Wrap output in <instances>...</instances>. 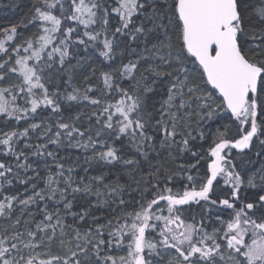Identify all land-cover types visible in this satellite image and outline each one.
I'll list each match as a JSON object with an SVG mask.
<instances>
[{
  "label": "snow or ice",
  "instance_id": "1",
  "mask_svg": "<svg viewBox=\"0 0 264 264\" xmlns=\"http://www.w3.org/2000/svg\"><path fill=\"white\" fill-rule=\"evenodd\" d=\"M115 2L116 6L109 9L105 6L107 0L105 4L100 0H68V7L65 8L63 0H40L33 8L30 20L38 25V31L30 38L21 37V43L12 46L15 56L9 53L5 41L0 40V52L6 54L5 58L0 59V84L7 85L0 86V116L18 123L35 119L41 106L50 107L54 113L60 112L58 91L50 94L45 83L51 81L56 86V79H63L62 73L73 67L67 58L71 56V38L76 27L71 26L70 22L83 25V35L94 42L100 34H92L87 29L97 23L107 26L108 16L116 14L119 26L114 28L113 40L116 34L127 36L133 42L141 38L143 51L135 62L123 64L122 69L114 71L131 77L143 61L147 65L144 71L154 79L148 81V76L140 73L143 83L138 80L129 91L114 84L115 76L103 73L108 94L116 90L120 93V99L115 104L103 107L102 112L93 113L101 128L81 130L75 123L80 119L77 115L67 122H57L55 132L51 125L44 124L41 138L46 137L47 143L59 145L63 135L70 144L75 139L76 145L85 149H95L100 144L106 150L94 152L93 159L108 164L122 161L133 168L139 161L124 159L120 149L109 146V141L114 144L121 141V137H126L145 160L148 158L146 146L152 147L154 143L176 146L179 151L187 152L192 157V161L180 165L177 171L162 176L161 169L155 168L148 173L153 178L146 181L150 186L151 199L141 196L143 203L138 202L131 213H125L122 217L124 223L119 224L115 231L108 232L110 245L119 247L125 237L129 240L128 257H120L121 264H264V167L255 175L248 176L246 173L242 176L228 159L230 151L225 152V149L233 148L241 152L255 150L256 141L259 149L255 155L264 157V0ZM54 9L59 14H54ZM3 31L7 33L8 40L17 34L16 26L4 28ZM113 40H103L99 54L105 60H112L115 56ZM75 43L85 45V40L78 38ZM22 52L28 55H22ZM54 64H58V67H54ZM9 74H18L21 83H9ZM162 77L167 80L168 86L167 99L161 104L155 100L153 85L157 81L162 82ZM36 89L39 90L40 99H29L37 95ZM88 91H91L90 85L82 97L79 90L74 89V94H67L64 99H82L91 105H100L101 101L89 97ZM9 92L24 93L22 98L26 105L30 104V108L18 105L16 94L8 100L5 94ZM193 116L199 118L198 124L200 121L209 124L226 121L216 129L212 141L214 146L208 149L211 163L207 164L203 173H200L198 166L204 155L189 146V139H195L191 131ZM154 125L155 131L149 135ZM41 126V123H30L23 131L12 130L0 134L3 155L11 156L16 161L13 166L7 159H0V217H10L14 203L24 206L21 208L23 212L36 203L37 198H46L43 192L34 191L33 195L20 199L16 195H5L3 188L5 183L12 185L10 177H17L20 170L31 168L27 154L15 145L22 138H29L30 131ZM233 127L235 133L229 135ZM198 135L203 139L205 133L200 130ZM177 136L180 137L179 141ZM24 148L34 149L33 156L46 154L54 157L52 151H47V144L25 143ZM22 157L24 163L20 162ZM57 167L61 169L59 175L63 176L64 165ZM192 170H195V175ZM68 171L70 173L72 169ZM92 179L102 181L103 176ZM174 179L182 182L175 192L173 187L168 186ZM21 182L26 184L28 180ZM64 183L65 186L61 188L49 176L47 198L59 199L67 209L72 207V202L68 200L69 191L73 194L93 192L89 184H76L73 187L71 176ZM217 189H221L220 194H217ZM248 189L257 191L249 193ZM122 190L117 186L111 192L119 194ZM160 201L166 202L167 215L162 214L164 209L160 207ZM119 203L123 205L126 202L121 198ZM193 203L202 208L216 206V221L220 227H214L209 232L203 219L186 223L182 218L184 206ZM208 210L211 211L210 208ZM84 215L86 213L80 214L79 218L83 220ZM54 216L55 224L42 227L41 222L36 225L40 231H46L49 227L52 229L49 240L55 238V228L61 219L58 208L54 213L45 210V220L51 222ZM20 222L19 219L15 221L16 224ZM96 231L98 236L102 235L99 227ZM91 232L92 229L86 231L85 244L77 245L78 251H72L69 258L52 256L39 260L38 264H53V261L57 264H92L90 254L95 253L100 258L101 245L105 244V240L98 239L94 243L87 239ZM146 233L149 238H146ZM22 235L15 233L12 237L15 242L8 246H4L5 240L0 239V264H36V257L25 259L21 254L18 244L23 243ZM28 236L34 239L35 233L29 231ZM246 238H250L251 242H247ZM23 246L34 247L31 244ZM100 259L104 264H117L112 256Z\"/></svg>",
  "mask_w": 264,
  "mask_h": 264
},
{
  "label": "trees",
  "instance_id": "2",
  "mask_svg": "<svg viewBox=\"0 0 264 264\" xmlns=\"http://www.w3.org/2000/svg\"><path fill=\"white\" fill-rule=\"evenodd\" d=\"M39 2L40 0H0V40L5 41V47L8 48L9 53L13 56H15V53L12 52V46L21 43V37L30 38L38 31V25H34L30 20L33 8ZM100 2L105 4V0H100ZM63 3L65 8H67L68 0H63ZM105 6L110 9L116 6V2L115 0H107ZM53 11L54 14H59L58 10L54 9ZM133 19L135 20V17ZM108 20L107 26L97 23L87 29L92 34H100L94 42L88 41L87 37L83 35L85 31L83 25H77L75 21L70 22L71 26L76 27V32L73 33L71 38V56L67 58L73 67L71 70H66L62 73L63 79H56V86L51 81L45 83V87L48 88L50 94L58 91L60 112L54 113L50 110V107L45 108L41 106L37 109L35 119L21 120L18 123L7 121L3 116H0V134L12 130L23 131V128L28 127L30 123H41L42 125L40 129L30 131L29 138H22L15 145V147L27 154L28 164L31 165V168L20 170L17 177H10L13 180L12 185L9 186L5 183L3 188L5 195H16L20 199L33 195L34 191L43 192L46 198L44 200L37 198L36 203L29 205L23 212H21V208L24 206L14 203L11 216L0 217V239L5 240L4 246L15 242L12 239L15 233H22L21 239L23 243L18 244V247L22 250L21 254L24 255L25 259L29 256L36 257V264H38L39 260H47L52 256L69 258L72 251H78L77 245L83 246L85 244V233L88 229H92V232L87 239H91L94 243L98 239L105 240V244L101 245L99 257L112 256L116 258L117 264H121L119 258L122 256L128 257L127 245L129 240L125 237L124 243L119 247L115 246V244L110 245L108 241L111 238L108 232L115 231L119 224H123L122 217H124L125 213H131L137 207L138 202L143 203L140 199L141 196L151 199L150 186L146 181H152L153 178L148 173L155 168H160L161 175L163 176L169 172L177 171L180 165L192 161L189 153L179 151L176 146L167 147L161 146L158 143H154L152 147L146 146L145 150L148 151V158L145 160L142 155L136 152L135 147H133L126 137H121V141L114 144L112 141H109V146H115L120 149L124 159L131 158L139 161V164L133 168L132 166H126L122 161L108 164L104 161L93 159L94 152L106 150L100 144H97L95 149L91 147L85 149L77 146L75 139L70 144L67 137L63 135L59 145L47 143L46 137L41 138L44 124L51 125L53 132H55V124L57 122H67L70 118L74 119L77 115L80 116V119L79 121H75V123L81 130H85L86 128H92L93 130L101 128V124H97L96 122L97 116L93 115V113L102 112L103 107L108 104H115L120 99V93L116 90H112L108 94L109 90L105 89L103 82V73L115 76L114 84H119L120 87L129 91L136 86L138 80H141L140 73L148 76V81L154 79V77L149 76L144 71L147 65L143 61L140 62L131 77L125 76L122 73L117 74L114 71L115 69H122L123 64L135 62L143 51V42L141 38L133 42L127 36L119 34H116L115 40H113L114 28L119 26L118 18L116 14L111 13L108 16ZM11 26H16L17 34L12 40H8L7 33L3 29L10 28ZM78 38L84 39L87 47L75 43ZM105 38L113 40L114 43L115 56L112 60H105L99 54ZM21 54L28 55V53L24 52ZM5 57L6 54L0 52V59ZM78 61H81V63H78ZM53 66L58 67V64H54ZM7 80L9 83H21L18 74H9ZM161 81H157L153 87L155 88V100H158L162 104L167 99L166 88L168 84L167 80L163 77ZM141 82L143 83L142 80ZM89 85L91 86V91H88L87 95L91 98L99 99L101 101L100 105H91L88 101L82 99L77 101L64 99L67 94H74V89H78L79 95L82 97ZM0 86L7 85L0 84ZM208 87L209 89L211 88L210 85ZM34 91L37 95L29 97V99H40L39 90L36 89ZM13 94H16L18 97V105L30 108V104L26 105L22 98L24 93L9 92L5 95L8 100H11ZM149 95L153 94L149 93ZM61 117H63V120H61ZM198 119L196 116L191 118V131L195 139H189V146L204 155V159L200 161L198 166L200 173H203L207 164L211 163L212 158H210L208 149L214 146L212 141L215 139L216 129L226 121L221 120L215 124L200 121L198 124ZM200 130H203L205 133L203 139L198 135V131ZM153 131H155V125L150 130L149 135ZM234 133L235 128L233 127L229 135H234ZM48 135H51V133ZM160 138H163L162 133L160 134ZM176 139L179 141L180 137L177 136ZM25 143L32 145L47 144V151H52L54 157H48L46 154L43 156H33L32 151L34 149L24 148ZM254 143H256L255 150L241 152L235 148L230 150L225 149V152L230 151L228 159L236 165V171L241 172L242 176H245L246 173L248 176L255 175L261 167H264V157H257L255 155V151L259 149L258 142L254 141ZM3 149L4 146L0 145V159H7L14 166L16 161L11 156L5 157ZM20 162L24 163L23 157ZM59 164L64 165V169L62 170L64 172L63 176L59 175L61 171L57 167ZM68 169H72V171L69 173ZM192 171L195 175V170ZM36 173H39V175H36ZM49 176H52L61 188L65 186L64 182L71 176L73 187L76 184H89L93 192L88 194H73L69 191L68 200L72 202V207L71 209H67L59 199L51 200L47 198ZM99 176H103L102 181L92 179ZM22 180H28V183H22ZM181 183V181L174 179L168 186L173 187V191L175 192ZM33 184L35 188H33ZM55 186L54 184L53 187ZM117 186H120L123 190L119 194L112 193L111 189ZM216 191L217 194H220L221 189H217ZM256 191L257 189H248L249 193ZM121 198L126 202L123 205L119 203ZM203 203L202 201L201 204ZM160 207L164 209L162 214L167 215L165 201H160ZM57 208L59 209L61 223L56 225L55 238L49 240V236L52 235V229L49 227L46 231H40L37 230L36 225L41 224V222H43L41 224L42 227L49 223L55 224V216L51 222H48L44 218V212L47 210L50 213H54ZM184 208L185 211L182 214V218L185 219L186 223H195L203 219L209 232L214 227H220L216 221V213L218 211L216 206L209 205L208 208L211 211L195 203L186 205ZM73 213L77 215L74 216ZM84 213L86 215L81 220L79 216ZM224 218L226 219L227 217L225 216ZM17 219L21 221L20 224L15 223ZM109 221H111V224H109ZM98 227L102 233L99 236L96 231ZM29 231L35 233L34 239L28 236ZM146 238H149L147 233ZM246 240L249 243L251 242L250 238H246ZM24 244H31L34 247L26 248L23 246ZM35 245H39V247H35ZM89 248H91V245H89ZM90 255L92 264H104L103 259L97 258L95 253H91ZM53 264H57V262L53 261Z\"/></svg>",
  "mask_w": 264,
  "mask_h": 264
}]
</instances>
